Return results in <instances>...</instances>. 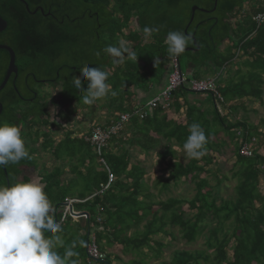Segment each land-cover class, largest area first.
<instances>
[{"label":"trees","instance_id":"1","mask_svg":"<svg viewBox=\"0 0 264 264\" xmlns=\"http://www.w3.org/2000/svg\"><path fill=\"white\" fill-rule=\"evenodd\" d=\"M22 1L28 6V11L20 0H0V17L6 22L5 29L0 32V44L13 50L17 68V76L11 75L0 91V123L20 127L30 158L5 168L7 179L3 169H0V184L7 185L8 182L10 186V183L28 181L27 177H21L24 170L36 169L37 153L47 151L55 161H68V172L74 175L64 187L60 180L64 172L60 168H54L49 174L43 172V175L50 177L45 183L43 175L39 173L44 191L54 208H59L67 199L83 200L102 190L91 199L73 204L75 211L88 215V218L79 219L84 221L83 226L78 220L74 225L69 218L61 223L63 231L60 235L66 241L75 240L74 251L79 253L75 259L80 264L92 263L85 249L89 241L88 233L93 226L99 228L93 234L103 253L102 242H105V246L117 243L123 252L138 251L144 260L147 252H150L157 259L165 245L153 237L165 234L172 240L174 234L170 228H176L186 243L195 242L206 231V248L175 250L168 261L159 264H264V156L256 153L249 158L241 156L236 140L232 147L234 162L229 170L230 176L220 172L216 156L221 155L223 142L213 138L217 131L209 128L206 116L212 117L211 125L220 126L225 132L242 127L239 136L242 141H248L253 135L260 137L257 126L243 122L227 123L218 107L209 113L204 109H190L187 119L169 120L166 110L170 107L179 110L184 94L189 93L188 89L177 87L171 92L168 108L159 105L151 115L149 113L142 119L135 114L130 115L127 129L125 127L118 135L106 139L99 152L95 145L84 138L87 136L84 133L76 135L72 130L61 127L63 136L55 141L48 130L60 127L54 121L63 115L68 117L69 109H75L71 113L94 107L110 109L106 122L99 126L101 128L117 120L120 114L133 113L135 107L122 105L123 95L132 96L127 89L136 86L146 92L150 85H160L169 73L171 58L167 55L165 44L169 31L183 32L187 27V33L194 35L199 51H185L177 57L178 65L185 60L184 65L193 68V78H185L202 80L201 73L211 74L212 71L207 67L204 73L201 72L208 56L215 66H222L232 57L233 54L228 53L219 59L217 46L233 32L230 20L238 16L240 21L235 29L240 36L236 47L242 49L244 56L251 57V62L247 65V74L240 77L234 87V94L263 104L264 27H256L251 19L264 12V0H217L213 11L214 0ZM193 6L208 12L196 10L188 25ZM35 9L36 12L32 14ZM146 26L158 31L146 38L143 32ZM121 42L136 53L135 60L143 63L141 67L127 57L117 64L113 57L103 51L110 45L119 46ZM188 46H191V41ZM157 58L159 62L156 64ZM8 60L7 52L0 50V83ZM84 65L106 71L109 74L107 83L116 95L109 94L94 105H84L82 98L87 83L81 89H76L72 82L74 76H81L80 68ZM38 72L41 77L36 74ZM29 82L38 84L40 88L50 85L57 90L51 93L41 90L37 94ZM227 94V91L223 93L225 97ZM114 101L117 103L113 104ZM53 107L55 113H49L48 110ZM192 123H198L204 129L207 151L199 160L183 162L174 156L172 143L183 147ZM130 145L138 146L147 154L154 152L156 158L165 164L163 170L167 173L166 177H160L152 185L153 188L159 186L158 194L181 182L193 185V196L190 199L168 197L153 200L149 186L142 182L143 169L130 155ZM105 166L114 179L106 189H102L100 186L107 183ZM231 179L235 182L233 196L226 200L219 198L214 189ZM77 184L79 189L74 193L69 192ZM98 207L102 208L101 212ZM58 217L56 215L55 219ZM97 217H100V222L96 221ZM142 222L143 233L127 234ZM211 222L214 224L210 228L208 224ZM166 226L169 227L168 231L164 230ZM230 242H233L231 255L227 249ZM59 253L63 255V249ZM94 264H111L109 255L105 254L102 261ZM131 264L146 263L134 259Z\"/></svg>","mask_w":264,"mask_h":264},{"label":"clouds","instance_id":"2","mask_svg":"<svg viewBox=\"0 0 264 264\" xmlns=\"http://www.w3.org/2000/svg\"><path fill=\"white\" fill-rule=\"evenodd\" d=\"M157 31V28L147 26L143 29L146 38L151 37ZM190 41L191 37L181 31H169L165 38L168 57L172 59L179 57L185 52ZM103 51L113 57L117 64L122 63L126 57L133 60L137 59L136 53L123 42L119 46L110 45ZM155 62L157 64L159 59L157 58ZM80 73L81 76H74L72 82L76 89H81L83 84L87 83V89L83 88L85 95L82 98V103L84 105H94L109 94L116 95V92L112 91L111 85L107 83L109 74L106 71L99 67L84 65L80 68ZM217 90L220 94L218 84ZM139 107L137 106L135 109ZM51 111L54 114L55 107ZM97 127L99 126L92 125L88 131L82 133L88 137L91 131ZM188 132L189 134L183 144L184 155L188 159L199 160L206 154L207 136L198 123H192ZM240 135L241 131H238L235 136L239 138ZM27 158H30V155L20 127L6 122L0 123V169L19 164ZM97 194L99 191L92 193L83 200L70 199L82 202ZM53 212V205L44 191L42 183L29 180L10 183V186L0 184V264H80L79 260L75 259L79 256V253L73 250L75 244L67 247L63 255L59 253L58 249L64 246V241L60 235L63 228L61 222L57 221L59 217L55 219ZM86 218H88L87 214Z\"/></svg>","mask_w":264,"mask_h":264},{"label":"crops","instance_id":"3","mask_svg":"<svg viewBox=\"0 0 264 264\" xmlns=\"http://www.w3.org/2000/svg\"><path fill=\"white\" fill-rule=\"evenodd\" d=\"M238 17H240V16H238ZM238 17L234 20H230L231 28H232L233 32L230 33L227 37H225L220 42V44L217 46V53H218L219 59L228 53L233 54L232 57L229 58L228 60H226L224 62V64H222V66H215V64L213 63V60L209 59L210 57L208 56L207 57L208 60L204 63L203 68H201V70H202L201 72H203V73H204L203 70L207 67L210 68V70H212L211 74L208 72H205V74L201 73L200 79L216 77L218 87L220 88V91H221L220 95L222 97V101L215 102L210 96L189 92V93L184 94L185 96L181 100L182 106L179 108V110H175V108H171V107L168 108L170 105L167 107L168 108V110H166L167 119L172 120V121H176L178 119H184L185 120V119H187V116L190 113V109H194V110L199 109L200 111H202L204 109L206 112L209 113L212 111V109H215L216 107H218L221 110V115L224 117V119L226 120L227 123L234 124V123L243 122L246 124H250L252 126H257L258 133H259L260 137L262 136L263 131L260 130V128L258 127V124H260L259 126H261V127H263V125H264V121H263L264 119L260 118V115H262L264 113V103L260 104L258 101L252 100L248 97H243V98L241 97L240 99L237 97H232V98L229 97V94H231V92H235L234 87L237 85V83H238L237 81L239 80V78L244 77V75L247 74V70H248L247 65L251 62V57L244 56L242 54V49H240L239 47H236L237 40L239 39V36H240V34L235 29L236 24L239 23V21H240V18H238ZM251 21H252V19H251ZM185 29H186V27H185ZM187 34L192 35L193 39L195 40L193 34L186 33V35ZM195 47H197V50H195ZM199 49H200V47L196 43V40H195V43H193V41L191 39V46H187L185 51L197 52V51H199ZM131 60H133V59H131ZM133 61H136V60H133ZM136 62H137V65L140 67L143 65V63L140 61H136ZM185 63H186V61H185ZM180 65H181V62H180ZM180 65H179V67H180V71H181ZM183 68H184V72L181 71L182 75L184 77H187V78H193L191 76V71L193 68L190 69L188 64H186V66L184 65ZM165 77H166V75L164 76V80L162 81V83L160 85H154V84L150 85L148 88L149 90L146 92L143 91L141 88H138L136 86H131L127 90L131 93L132 96H131V98H129V97H127V95H123V97H122L123 107H128L127 105L136 107V106H141V105L145 104L148 100H150L154 95H156L164 87V85L166 83ZM262 79H263V84L261 86V89H262V98L264 100V72L262 74ZM225 91H227V93H228L226 95L227 97H225L223 95V93ZM102 102L104 103L105 101L103 100ZM116 103L114 102L113 104H116ZM247 104L251 105L253 107V109H246ZM260 105L262 106L263 109H256L255 106H260ZM259 110H262V111L259 112ZM90 112L92 114H94L95 116L91 114V117L87 119V122L90 124V126H92V125L100 126L104 122H106V118L109 116L111 111H110V109H107V108L99 109L97 107H94L93 109H90ZM152 112H153V110L150 111L149 115H151ZM255 112L256 113L259 112L258 113L259 114V120L255 121V122H250L249 121L250 119L248 116L255 114ZM206 118L210 123L209 128L211 127L213 129H215V131H217L216 135L213 136V138H215V140L217 142H220V141L223 142L222 143V149H221V155L216 156V159H219V161H220V159L226 157L230 152H232V147H234L236 140L240 144V139L238 137H236L235 135L238 131L242 132V127H234L230 131L225 132L226 130L221 128L220 126L211 125V123H212V117L211 116H206ZM237 118L239 120H237ZM90 126H89V128H90ZM126 129H127V127H126ZM251 139H254L253 147H252L254 154L256 153V154L260 155V152L262 150H264L263 149L264 143L262 145V143L259 141V139L255 135H253L252 137L249 138V140H251ZM172 146H173L172 149L174 150V156L178 160L186 162L188 160V158L182 157L180 155L184 152L183 147H179L176 142H173ZM133 148H135L137 151L136 155H135L136 158L131 153ZM129 150H130L129 152H130V155L132 156V159L136 160L138 162L139 166L143 169V173H144L143 178L144 179L142 182L145 183L146 178H150L153 176V173H152L153 170L149 169L147 167V162L149 160L155 161L158 164V173H160V174L155 175L156 176L155 178L159 179L160 177H162L163 173L167 175V173H165L163 170L165 168V164H163L158 158H156L154 152L150 151L147 154L143 150H141L138 146H134V145H130ZM261 155H262V153H261ZM231 156H232L231 158H232V163H233L234 162V156H233V154ZM34 170L35 169H32V168L24 170L21 177L25 176L28 178V181L29 180H35L36 182L41 183V178L39 177V173L32 172ZM70 175H71V178L69 180L65 181V178L62 180V182L64 181V183H65V184L63 183L64 185H66V183H68L71 179L74 178L73 174H70ZM151 187L152 186L149 187V192H151ZM53 209H54L53 214L55 217L56 215H58L59 208L53 207ZM72 221L74 222V225H75L76 221H74V220H72ZM79 222L81 223L82 226L84 225L83 220H80ZM143 225H144V222H142V224L140 225V228H138L139 227L138 226L137 230L135 229L136 231L134 233L136 234L137 231L139 233H141L140 231L142 230ZM95 227L96 226L92 227L91 233H94L95 230L99 229V228H95ZM132 229H130L129 233L127 231L128 235L131 234ZM71 231H73V230H71ZM81 233L83 234V230L81 231ZM68 236H69V234L67 235V237ZM62 239H63V237H62ZM62 249H63V247H60L58 249V251L61 252ZM91 264H94V263H91Z\"/></svg>","mask_w":264,"mask_h":264},{"label":"rangeland","instance_id":"4","mask_svg":"<svg viewBox=\"0 0 264 264\" xmlns=\"http://www.w3.org/2000/svg\"><path fill=\"white\" fill-rule=\"evenodd\" d=\"M199 17V16H198ZM135 25V24H134ZM62 59L64 60V57H62ZM61 61V60H60ZM133 61V60H131ZM136 62V61H135ZM184 62L185 60H182L181 62V71L184 72ZM31 69L32 67L29 66ZM38 76L41 77V75L38 73H36ZM238 82V81H237ZM29 85L31 88H33L37 94H39L40 92L42 91H48V92H55L57 90L56 89H52V87H50V85H44L42 86V88L39 87L38 84H33L31 82H29ZM42 90V91H41ZM229 97H236V94H234V92H231V94H229ZM239 98V97H237ZM240 99V98H239ZM115 102V101H114ZM261 106V105H260ZM255 106L256 109H263L262 106ZM74 107V106H71V108ZM246 109H253V107L249 104L246 105ZM72 110H75V109H69V116L66 117V116H61L60 118H57L55 119V123L58 125H60V127H54V128H49V134L50 136L55 140H59L61 139V137L63 136V130L62 128L63 127H66V128H63L64 130L65 129H70L72 130V132L74 134H78V133H82V132H86L88 131L89 129V126L90 124L87 122V119L91 117V112H90V109L88 110H77L75 113H71ZM49 113L51 112V109L48 110ZM258 111V110H257ZM262 111V110H259V112ZM259 112H255V114L251 115V116H248L249 117V121L250 122H255V121H258L259 120ZM94 115V114H92ZM95 116V115H94ZM106 118V117H105ZM104 118V119H105ZM260 118L264 119V113L262 115H260ZM103 119V120H104ZM237 120H239L237 118ZM49 121H52V118H49ZM264 121V120H263ZM260 124H258V127L260 128V130L263 131V134L261 137H258L259 141L262 143H264V125L263 127L259 126ZM62 127V128H61ZM48 128V127H46ZM31 132L33 133L34 132V129L31 130ZM36 146V145H35ZM264 149V147H263ZM131 150V149H130ZM136 149L133 148V150L131 151L132 155L136 158ZM262 153V156H264V150H262L260 152V155ZM233 153L230 152L226 157L220 159L219 161V168H220V172H222L223 174H225L226 176H230V168H231V165H232V155ZM182 157H185L184 155V152L182 154H180ZM37 161H36V169L32 172H36V173H40V174H43V172H47L49 174V172H51L54 168L58 167L60 168L64 173L62 174V176L60 177V180L62 181L64 178H65V181L69 180L71 178V175L70 173L68 172V169L70 167V163L66 160H57L55 161L51 154L47 151H39L37 153ZM229 158V159H228ZM228 159V160H227ZM147 167L149 169H152V173H153V176L150 177V178H146V181L145 183L147 184V186H152L155 182H157V178H155L156 176L155 175H158L160 173H158V164L155 162V161H152V160H149L147 162ZM152 175V174H151ZM43 179H44V183L46 181H49L50 180V177L46 175H43L42 176ZM162 177H166V174H162ZM64 181L61 183L63 184ZM210 183L212 185H214V182L210 181ZM234 181L231 179V180H227V181H224L220 187L218 188H215L214 189V192H217V196L219 198H222V199H229L233 196V185H234ZM65 184V183H64ZM66 185H64L65 187ZM79 185L77 184L76 187H71L70 191L71 193H74L76 192L78 189H79ZM158 187L159 186H156L155 188L151 187V192L152 194L154 195V200H158V199H161V200H165L166 198L168 197H181V198H185V199H190L192 196H193V193H194V189H193V185L190 183V184H183L181 182H179L178 185L176 186H172L168 191L166 192H163V193H159L158 194ZM157 190V191H156ZM262 190V189H261ZM264 190H262L263 192ZM186 216H188L186 214ZM67 219H65L64 221H66ZM213 222L209 223L208 226L211 228L213 227ZM140 228V226L138 227ZM91 231H89V234L92 232V228L90 229ZM137 230V229H136ZM135 229H132L131 231V236L135 235ZM164 230H169V227H165ZM170 231L173 232L174 234V238L171 240L169 236L165 235V234H160V235H157L155 237H153L154 239L162 242L165 246L162 250V254L160 255L159 258H154L152 257V253L150 252H147V257H145V260L144 258L142 257L143 255L140 253H138V251H131L129 250L128 252H123L122 251V247L115 243L111 246H105V242H102V244L104 245V253L106 255H109V259L111 261V264H131L132 260L134 259H137L138 261L142 262V263H146V264H159L161 261H168L171 257V254L173 251L175 250H188V251H194V250H204L206 248L204 242H205V237L207 236L206 235V231L204 232V235L200 238H198L195 242L193 243H186L178 234L176 228H170ZM130 232V230L128 231V233ZM141 233H143V230L140 231ZM64 241V246H63V251H65V249L67 247H71L73 245V242L75 241H66V240H63ZM69 242V243H68ZM233 242H230L229 246H228V253L229 255H231V246H232ZM75 249V247H74ZM73 249V250H74ZM143 251L146 252L145 249H143Z\"/></svg>","mask_w":264,"mask_h":264},{"label":"built area","instance_id":"5","mask_svg":"<svg viewBox=\"0 0 264 264\" xmlns=\"http://www.w3.org/2000/svg\"><path fill=\"white\" fill-rule=\"evenodd\" d=\"M252 21L257 27H264V12L258 13L252 16ZM170 72L167 75L166 85L162 88L156 95H154L150 100H148L144 105L137 108L133 113H123L119 115V118L104 128L97 127L91 131L90 136L85 137L92 145L97 147L99 152L101 146L106 142L110 136H116L125 127L130 115L135 114L139 119L146 117L152 109L157 108L159 105L167 108L170 105L171 92L177 87H184L193 93L206 95L212 97L215 101H222V98L217 90V78L210 79H186L180 72L178 67L177 58L170 60L169 64ZM239 135V134H238ZM253 142L251 139L249 142L241 141L239 146V154L243 157H252L253 152ZM107 169V183L101 185L102 189H106L109 184L113 181L114 177ZM102 190H99L101 193ZM93 196V195H92ZM90 196V197H92ZM79 202L76 199H67L64 204L60 207V216L57 221L64 222L65 219L78 220L80 218H86V214L83 212H77L73 209V204ZM99 212L102 211L101 207H98ZM97 222H100V217L95 218ZM86 256L92 263L97 261H102L105 258V253L101 252L98 245L95 242V236L93 233L89 234V241L86 245Z\"/></svg>","mask_w":264,"mask_h":264},{"label":"water","instance_id":"6","mask_svg":"<svg viewBox=\"0 0 264 264\" xmlns=\"http://www.w3.org/2000/svg\"><path fill=\"white\" fill-rule=\"evenodd\" d=\"M20 1L24 4L25 9L28 11V6L25 4V2H23L22 0H20ZM216 2H217V0H214V7H213L212 11L215 9ZM36 10L37 9H35L32 12V14H34L36 12ZM196 10H200L201 12H204V13L208 12V10L201 9V8L196 7V6H193L191 8V16H190L188 25L192 22L193 17H194V12ZM39 11L41 13L43 12L41 8L39 9ZM5 27H6V22L0 17V32H2L5 29ZM186 30H187V27L184 30L185 34L187 33ZM188 36H190L192 41H193V43H195V40L193 39V36L192 35H188ZM0 50L6 51L7 54H8V57H9L7 69L5 71V74H4V77H3L2 81L0 83V91H1L4 88V86L6 85V83L8 82V80H9L11 75H13L14 77L17 76V68L15 66V55H14L13 50L10 47H8L6 45H2V44H0ZM195 50H197V47H195ZM1 112H2V104L0 103V114H1ZM3 172H4V175H5L6 179H7L5 168H3ZM7 185H9L8 182H7Z\"/></svg>","mask_w":264,"mask_h":264},{"label":"flooded vegetation","instance_id":"7","mask_svg":"<svg viewBox=\"0 0 264 264\" xmlns=\"http://www.w3.org/2000/svg\"><path fill=\"white\" fill-rule=\"evenodd\" d=\"M79 110H85V109H79ZM86 110H88V109H86Z\"/></svg>","mask_w":264,"mask_h":264}]
</instances>
